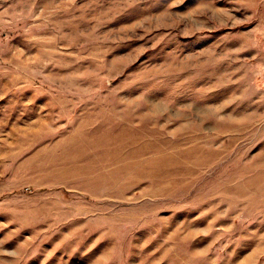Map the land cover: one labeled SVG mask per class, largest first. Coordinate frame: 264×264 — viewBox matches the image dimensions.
Here are the masks:
<instances>
[{
	"label": "rangeland",
	"instance_id": "1",
	"mask_svg": "<svg viewBox=\"0 0 264 264\" xmlns=\"http://www.w3.org/2000/svg\"><path fill=\"white\" fill-rule=\"evenodd\" d=\"M0 264H264V0H0Z\"/></svg>",
	"mask_w": 264,
	"mask_h": 264
}]
</instances>
